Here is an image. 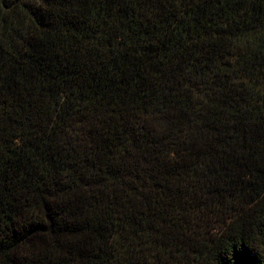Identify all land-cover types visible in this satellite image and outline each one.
<instances>
[{"label": "trees", "instance_id": "obj_1", "mask_svg": "<svg viewBox=\"0 0 264 264\" xmlns=\"http://www.w3.org/2000/svg\"><path fill=\"white\" fill-rule=\"evenodd\" d=\"M0 264H264V0H0Z\"/></svg>", "mask_w": 264, "mask_h": 264}]
</instances>
